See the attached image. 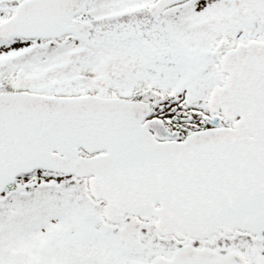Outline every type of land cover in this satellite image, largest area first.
Instances as JSON below:
<instances>
[{"label":"snow or ice","instance_id":"obj_1","mask_svg":"<svg viewBox=\"0 0 264 264\" xmlns=\"http://www.w3.org/2000/svg\"><path fill=\"white\" fill-rule=\"evenodd\" d=\"M0 264H264V0H0Z\"/></svg>","mask_w":264,"mask_h":264}]
</instances>
